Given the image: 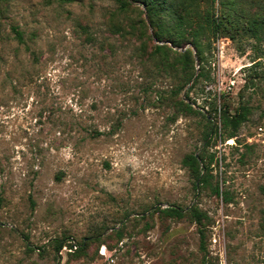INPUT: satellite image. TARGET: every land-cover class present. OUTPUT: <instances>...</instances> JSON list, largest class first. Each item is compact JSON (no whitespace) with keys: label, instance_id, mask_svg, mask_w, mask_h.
Returning <instances> with one entry per match:
<instances>
[{"label":"rangeland","instance_id":"obj_1","mask_svg":"<svg viewBox=\"0 0 264 264\" xmlns=\"http://www.w3.org/2000/svg\"><path fill=\"white\" fill-rule=\"evenodd\" d=\"M113 8L0 0V264H264V42L246 40L241 54L217 40L206 66L211 96L200 82L188 94L200 113L180 115L172 80L138 43L109 32ZM214 96L249 115L231 139L213 119L206 146ZM189 153L213 157L211 181L224 198L193 191L181 163ZM172 205L212 219L204 253L187 219L154 213L147 230L135 219ZM61 240L74 252L87 243L85 253L57 251Z\"/></svg>","mask_w":264,"mask_h":264},{"label":"trees","instance_id":"obj_2","mask_svg":"<svg viewBox=\"0 0 264 264\" xmlns=\"http://www.w3.org/2000/svg\"><path fill=\"white\" fill-rule=\"evenodd\" d=\"M70 2L71 0H61ZM114 8L108 11L106 24L109 32L122 39L138 43V52L154 61L159 74L168 76L172 82V104L177 114H198L195 101L189 92L201 82L203 92L211 96L206 87L213 79L206 71L208 57L214 43L229 39L239 53H243L246 40L264 42V0H111ZM80 30L90 38L87 29L79 25ZM16 39L21 42V32L13 27ZM188 46V47H187ZM256 64V63H255ZM254 64V65H255ZM264 80V75L260 77ZM184 98L181 92L188 86ZM208 103L209 111L203 114L208 129L204 142L208 146L212 135L217 134V126L212 120L219 119L228 139L236 137L240 126L247 120L249 108L241 104L233 111L227 103L218 104L214 98ZM193 179V191L207 190L210 194L223 196L220 182H212L213 157L205 160L203 153H189L181 161ZM227 202V199L225 198ZM157 213L162 218L172 220L187 219L197 227L199 250L206 251L205 241L212 219L196 205L180 207L172 205L153 209L149 216L142 215L137 220H147ZM146 230L150 224L145 222ZM116 242L123 239L122 228L111 234ZM102 244L106 241L96 239ZM65 246V240L58 241L56 250ZM68 246H70L68 244ZM87 243L78 246L75 254L83 255Z\"/></svg>","mask_w":264,"mask_h":264},{"label":"built area","instance_id":"obj_3","mask_svg":"<svg viewBox=\"0 0 264 264\" xmlns=\"http://www.w3.org/2000/svg\"><path fill=\"white\" fill-rule=\"evenodd\" d=\"M69 245H70V244H69ZM64 248H65L68 252H70V253L74 252V251L77 249L76 245H74V244H72V245H70V246H68V247H65V246H64Z\"/></svg>","mask_w":264,"mask_h":264},{"label":"water","instance_id":"obj_4","mask_svg":"<svg viewBox=\"0 0 264 264\" xmlns=\"http://www.w3.org/2000/svg\"><path fill=\"white\" fill-rule=\"evenodd\" d=\"M188 47V46H187Z\"/></svg>","mask_w":264,"mask_h":264}]
</instances>
